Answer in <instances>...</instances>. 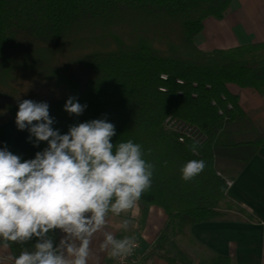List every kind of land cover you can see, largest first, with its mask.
Here are the masks:
<instances>
[{
	"label": "trees",
	"instance_id": "obj_1",
	"mask_svg": "<svg viewBox=\"0 0 264 264\" xmlns=\"http://www.w3.org/2000/svg\"><path fill=\"white\" fill-rule=\"evenodd\" d=\"M232 2L0 0V127L16 120L21 101L33 100L49 104L53 128L61 134L107 118L117 133L113 144H141L154 174L138 202L140 228L153 206L167 216L148 261L183 264L167 246L179 236L189 238L193 225L255 221L229 198L225 174L232 167L238 174L264 148V136L235 92L264 93V43L210 52L195 43L204 22L224 19ZM69 97L87 105L82 115L64 111ZM168 117L201 132L204 141L195 153V141L181 143L166 127ZM47 146L41 142L35 149ZM189 160L207 166L186 182L181 169ZM9 248L13 257L20 252L16 244ZM211 264L232 261L216 255Z\"/></svg>",
	"mask_w": 264,
	"mask_h": 264
},
{
	"label": "clouds",
	"instance_id": "obj_2",
	"mask_svg": "<svg viewBox=\"0 0 264 264\" xmlns=\"http://www.w3.org/2000/svg\"><path fill=\"white\" fill-rule=\"evenodd\" d=\"M49 107L33 100L19 103L18 130L29 132L30 143L35 138L34 147L48 145L34 159L22 160L7 146L0 149V248L35 241L11 258L13 264H89L93 237L102 232V251L114 259L130 257L136 236L117 238L107 231L109 217L136 215L138 202L152 186L154 165L144 159L141 144H113L117 133L107 118L72 125L61 134L53 128ZM86 108L77 97L64 105L70 116ZM206 166L204 160H189L181 178L192 181ZM131 223L125 218L121 227L127 230Z\"/></svg>",
	"mask_w": 264,
	"mask_h": 264
},
{
	"label": "crops",
	"instance_id": "obj_3",
	"mask_svg": "<svg viewBox=\"0 0 264 264\" xmlns=\"http://www.w3.org/2000/svg\"><path fill=\"white\" fill-rule=\"evenodd\" d=\"M195 43L205 52L264 43V0H233L224 19L210 18L204 22V30ZM235 92L239 94L242 110L264 136V93L253 89H235ZM15 121L0 127V149L7 146L22 160L34 159L37 150L29 142L26 130H18ZM235 172L232 167L225 174L226 178L233 180L228 196L246 209L255 221L233 219L193 225L189 228V238L179 236L169 242L167 253L171 257L183 264H211L216 255L230 258L232 264H264V148L241 172ZM135 212L134 217L131 212L120 217L110 216L106 230L117 238L136 236L143 255L140 264H169L161 259L148 261L146 258L166 224L165 212L159 207H151L143 228L139 225V204ZM125 218L132 221L127 230L121 227ZM102 241V232L93 237L89 264L110 261L107 252L100 249ZM32 243L16 245L21 251ZM12 257L10 248H0V264H13Z\"/></svg>",
	"mask_w": 264,
	"mask_h": 264
},
{
	"label": "built area",
	"instance_id": "obj_4",
	"mask_svg": "<svg viewBox=\"0 0 264 264\" xmlns=\"http://www.w3.org/2000/svg\"><path fill=\"white\" fill-rule=\"evenodd\" d=\"M163 79L166 80V77H163ZM179 83L182 84L180 81ZM162 91L165 92L164 89H162ZM165 125L169 130L179 135V141L181 143H184L186 140H191L198 143H202L204 141V136L199 130H197V128L183 122L182 120L174 117H168L165 121ZM226 182L228 188L233 186V180L226 178ZM109 259L110 261L107 264H140L143 260V255L141 254V245L139 240L137 239V247L134 249L133 254L130 257L124 259H114L109 256Z\"/></svg>",
	"mask_w": 264,
	"mask_h": 264
}]
</instances>
